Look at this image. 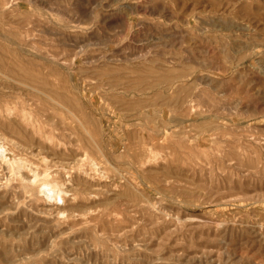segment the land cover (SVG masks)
<instances>
[{"label":"rangeland","instance_id":"1","mask_svg":"<svg viewBox=\"0 0 264 264\" xmlns=\"http://www.w3.org/2000/svg\"><path fill=\"white\" fill-rule=\"evenodd\" d=\"M0 52V264H264V0H0Z\"/></svg>","mask_w":264,"mask_h":264},{"label":"bare ground","instance_id":"2","mask_svg":"<svg viewBox=\"0 0 264 264\" xmlns=\"http://www.w3.org/2000/svg\"><path fill=\"white\" fill-rule=\"evenodd\" d=\"M5 51V50H4ZM3 52V51H2ZM33 56V55H32ZM6 57H7V55L5 56L3 53H1L0 52V68H2L1 70L3 71V73H6L7 75H10L11 76V78H13L12 77V75H15L16 76V72H17V70L18 69H13L12 68V66H10L9 64L8 65H6V64H4V60H6ZM39 57V56H38ZM41 58H45V57H41ZM40 58V59H41ZM49 58V57H48ZM12 60V59H11ZM7 61H10V60H7ZM48 61V60H47ZM11 62H13V60L11 61ZM5 63H7V62H5ZM25 63V62H24ZM12 65V64H11ZM15 65V64H14ZM18 66V65H17ZM23 68V67H22ZM23 70H25L24 68H23ZM41 70V69H40ZM39 70V71H40ZM28 71V70H27ZM29 72V71H28ZM41 72V71H40ZM33 73L34 74V76H37V78H38V75H42V77H47V75L48 74H46L45 72V74L44 73ZM1 73V72H0ZM3 73H1V74H3ZM18 74L20 73V72H17ZM23 73H22V71H21V74H20V76L22 75ZM28 74V73H27ZM32 74V75H33ZM26 75V74H25ZM24 75V76H25ZM31 75V74H30ZM10 76H8V78L10 77ZM19 76V77H20ZM23 76V75H22ZM27 77H28V75H26ZM7 77V76H6ZM162 77V76H161ZM22 79H24L23 77H21ZM19 79V80H22V79ZM34 79H35V77H33ZM32 78V79H33ZM40 78L41 77H39V80H40ZM14 79H15V77H14ZM14 79H13V81H14ZM27 79V78H26ZM28 79H30L29 77H28ZM42 79H45V78H42ZM18 79H16V81H17ZM37 80V79H36ZM36 80H35V82H36ZM38 80V81H39ZM29 81H31L32 82V80H29ZM37 81V82H38ZM41 81V80H40ZM40 81H39V83H40ZM44 81H47V80H44ZM18 82V81H17ZM25 82V81H24ZM24 82H23V84H24ZM37 82H36V84H37ZM42 82V81H41ZM48 82H49V80H48ZM47 82V83H48ZM29 83V82H28ZM32 83H34V82H32ZM38 83V84H39ZM43 83V82H42ZM22 84V83H21ZM25 84H26V82H25ZM35 84V85H36ZM50 84V83H49ZM154 84V83H153ZM30 85L32 86V84L30 83ZM21 86V85H20ZM50 86H52V85H50ZM23 87V86H22ZM53 87V86H52ZM28 88V87H27ZM31 88V87H30ZM56 88V87H55ZM51 89V88H50ZM64 89V88H63ZM52 90V89H51ZM61 90V89H60ZM58 91L57 89L55 90V89H53V91H57V93H56V95L54 96V97H56V100L55 99H51V93L53 92H51L50 90H49V87L45 84V83H43V84H39L38 86L36 85V87H34L33 86V88L32 89H29V91H30V93L31 94H33V96H37V97H39V96H43L44 97V99L45 100H48V99H51L52 101L54 100V101H56L57 102V105L59 104V107L62 109V110H64L63 108L64 107H66V95L64 94V92L65 91ZM65 90V89H64ZM49 94V95H48ZM68 98V97H67ZM49 101V100H48ZM54 101H53V103H54ZM74 101V100H73ZM76 102V101H75ZM74 102V103H75ZM19 103V102H18ZM49 103V110H51V105L50 104H53V103H50V102H48ZM1 104V103H0ZM3 104V103H2ZM1 104V105H2ZM15 105V104H14ZM40 105V104H39ZM56 105V106H57ZM10 106V105H9ZM13 106V105H12ZM55 106V105H54ZM82 106V105H81ZM3 107V106H2ZM14 108V107H13ZM12 107L10 108V109H8L7 111H9V112H11L9 115H12V113H14L13 112V109ZM54 108V107H53ZM60 108L58 109V110H60ZM3 109H4V107H3ZM16 109V108H15ZM54 109H56V108H54ZM53 109V110H54ZM71 109H73V108H71ZM46 110H48V109H46ZM83 110V109H82ZM74 111V110H73ZM0 112H1V106H0ZM75 112V111H74ZM71 113V112H70ZM83 113H85V112H83ZM5 115V114H4ZM48 116H49V114H47ZM75 115H77L76 113H75ZM85 115V114H84ZM78 116V115H77ZM4 117V116H3ZM80 117V116H79ZM24 118V117H23ZM51 118V117H50ZM15 119V118H14ZM25 119V118H24ZM78 119H81V118H78ZM86 119V118H85ZM31 120V119H30ZM7 121V120H6ZM78 121V120H77ZM79 121H81V120H79ZM83 121V120H82ZM2 123H4V122H2ZM18 123V122H17ZM83 123V122H82ZM21 126V125H20ZM10 129V128H9ZM15 129V128H14ZM20 130V129H19ZM2 133H4V132H2ZM5 134H6V132H5ZM4 134V136H8V135H5ZM10 135H12V134H10ZM15 136V135H14ZM88 136V135H87ZM3 137V136H2ZM13 137V136H12ZM12 137H10L9 136V138H12ZM18 138V137H17ZM159 139V138H158ZM11 140V143H12V145L13 146H16V147H22L21 145H22V143L20 144L19 142H17L16 140H14L13 138L12 139H10ZM10 140H9V142H10ZM19 140V139H18ZM93 142H95V141H93ZM11 145V146H12ZM23 145H25V144H23ZM27 145V144H26ZM35 146V145H34ZM12 149V148H11ZM14 149V148H13ZM17 150H19L18 148H16ZM7 150L8 149H6V147L4 146V145H2V143L0 142V162L1 163H8V164H12L13 163V161L14 162H17L18 164H19V166L21 167L24 163H26V161H25V159H23L19 154H17L16 152H17V150H15L16 152H13V150H12V154H14V156L13 157H11V155H8V153H7ZM24 150V149H23ZM27 150H29V148H27ZM32 150V149H31ZM43 151V150H42ZM21 152V151H20ZM31 152V151H30ZM32 153V152H31ZM35 153V152H34ZM58 153V152H57ZM58 154H60V153H58ZM63 154V153H62ZM45 155H46V152H45ZM92 155V154H91ZM46 156H48V155H46ZM77 154H76V157L75 158H77ZM84 156V155H83ZM82 156V157H83ZM90 156V155H89ZM57 157H60V156H57ZM57 157H56V159H57ZM79 157V156H78ZM91 157V156H90ZM92 157H93V155H92ZM91 157V158H92ZM95 157V156H94ZM90 158V159H91ZM102 158H104V157H102ZM52 159V158H51ZM60 159V158H59ZM87 159V158H86ZM53 160V159H52ZM74 160H78V159H74ZM104 160H106L105 158H104ZM28 161V160H27ZM57 161H59V160H57ZM63 160L61 159V162H62ZM95 161V160H94ZM52 162V161H51ZM54 162H56V161H54ZM60 162V163H61ZM75 162V161H74ZM139 162V161H138ZM63 163H64V161H63ZM53 164H55V163H53ZM59 164V163H58ZM63 165V164H62ZM13 166V165H12ZM18 166V167H19ZM48 166V165H47ZM60 166V165H59ZM65 166V165H64ZM24 167H25V165H24ZM27 168V167H26ZM48 168V167H47ZM61 168H63V166L61 167ZM104 168V167H103ZM24 169V168H23ZM51 169V168H50ZM13 170H16V169H13ZM61 171V170H60ZM45 172V171H44ZM49 172V171H48ZM62 172V171H61ZM64 172V171H63ZM16 173V172H15ZM21 173V172H20ZM68 173V172H67ZM35 173H33V175H34ZM45 174V173H44ZM32 175V174H31ZM20 176V175H19ZM45 176H46V174H45ZM44 176V177H45ZM38 177H40V176H38V174H35L33 177L31 176H25L24 175V178H27V179H29L27 182H32L33 184H38V182H39V192L40 193H42V195L44 196V198L47 200V201H53V200H56V199H58V200H60V198H61V188H59V187H57L56 186V184H54V183H52L50 180H49V177L48 178H41L40 180H38L39 178ZM78 177V176H77ZM18 178V177H17ZM51 179V178H50ZM23 180H25V179H23ZM52 180V179H51ZM54 180V179H53ZM61 180V179H60ZM41 181V182H40ZM32 184V185H33ZM30 185H31V183H30ZM94 185V184H93ZM32 187V186H31ZM74 188V187H73ZM75 189V188H74ZM76 190V189H75ZM23 191V190H22ZM25 192V191H24ZM45 201V200H44ZM57 201V200H56Z\"/></svg>","mask_w":264,"mask_h":264}]
</instances>
